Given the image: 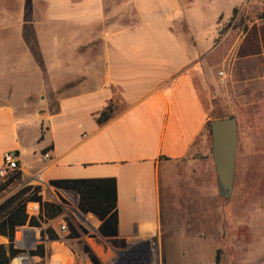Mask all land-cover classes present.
Returning a JSON list of instances; mask_svg holds the SVG:
<instances>
[{
  "label": "crops",
  "instance_id": "0c3cea01",
  "mask_svg": "<svg viewBox=\"0 0 264 264\" xmlns=\"http://www.w3.org/2000/svg\"><path fill=\"white\" fill-rule=\"evenodd\" d=\"M259 3L264 7V0ZM240 5V0H23V18L12 23L22 32L14 38L6 33L10 79L17 73L37 74L31 80L37 82L43 106L25 108L28 101L10 96L15 84L5 77L0 81V166L3 153L14 150L23 185L33 184L42 168L48 180L115 178V238L125 243L157 238L174 217H189L193 208L203 215L207 201L220 194L207 129L212 115L196 79L205 75L207 55L222 48V26L230 22L232 31L239 19L233 10ZM261 13L221 58L224 84L218 72L208 78L218 99L230 107L231 114L220 117L235 116L238 122L236 116H264ZM9 25L7 19L0 30ZM35 26L54 31L36 36L30 32ZM35 37L37 46L31 44ZM16 41L24 43L18 52ZM15 57H27V62L34 57V65L15 64ZM107 107L108 119L98 122ZM42 151L50 159L43 161ZM77 204L78 195L76 208L55 203L59 214L36 216L38 226H17L13 247L23 252L8 264L18 259L20 264H60L59 223L70 222L78 233L101 224ZM231 209L235 231L239 221L233 203ZM252 219L247 224L250 249L261 243L250 231ZM8 243L0 238V244ZM40 243L43 256H25ZM254 262L249 258L248 264Z\"/></svg>",
  "mask_w": 264,
  "mask_h": 264
},
{
  "label": "rangeland",
  "instance_id": "374dc122",
  "mask_svg": "<svg viewBox=\"0 0 264 264\" xmlns=\"http://www.w3.org/2000/svg\"><path fill=\"white\" fill-rule=\"evenodd\" d=\"M22 1L0 0V28L3 24L6 25L7 19L10 24L9 29L0 30V81L5 77L6 81L13 82L15 87L10 88V96L13 99L23 98L28 101L25 108L34 110L35 107L43 106L40 104L37 82L35 79V82L31 80L32 77L34 78L33 75L37 74L30 73L29 77L28 74L17 73L14 79H10V40L7 39L6 33L14 38V34L18 35L22 32L21 26L12 24L23 18ZM228 1L223 0L224 3ZM259 1L262 2V0H240L242 7L239 11L237 8L236 12L239 19L232 22V31L230 22L222 26L221 33L224 36L222 48L213 50L207 55L205 75L196 79L200 95L212 119L231 113L230 107L218 99L208 78L212 75L217 77V72L224 69L225 66L220 64L221 58L228 53L227 50L236 36L245 31L247 24L263 16L261 11L264 7ZM219 3L220 1L218 5ZM218 8L215 6L214 11L216 12ZM31 31L37 36L41 32H53L54 28L35 26L31 27ZM31 44L37 46V37L31 41ZM23 46L24 43L16 41L14 49L18 52ZM14 60L15 64L34 65V57L30 58V62L26 61L27 57H15ZM224 81L219 80V83L224 84ZM16 85L20 88L18 89ZM236 117L238 145L233 196L228 199L218 196L217 199L206 200L208 208L205 213L203 211V215L199 216L198 209L193 208L189 217L183 213L174 217L172 223L167 225L161 234L157 233V238L150 236L144 241L125 243L123 246L102 236L99 226L95 230L91 227L81 228L78 238L70 239L69 235L61 237L63 245L56 250L57 256L62 259L60 264H248L249 258L255 261L254 264H264V116ZM10 176L9 174L7 178H0V204L28 186L23 185L19 179L6 183ZM62 194L67 199L63 201L64 208L75 207L77 194L66 189ZM232 203L234 220L239 221V227L235 231L232 230ZM250 215H253L252 226L249 225V228L254 241H261L259 246L253 249L248 247L249 242H252L247 225ZM70 226V222H67L69 233ZM1 237L4 236L0 234ZM25 256H29V251ZM92 257L97 263L92 261Z\"/></svg>",
  "mask_w": 264,
  "mask_h": 264
},
{
  "label": "trees",
  "instance_id": "16d2710c",
  "mask_svg": "<svg viewBox=\"0 0 264 264\" xmlns=\"http://www.w3.org/2000/svg\"><path fill=\"white\" fill-rule=\"evenodd\" d=\"M237 8L233 10V16L236 14ZM107 109H104L97 117L98 122H103L108 119ZM216 118H221L215 117ZM210 134L209 124L207 126ZM44 150V149H43ZM21 175L20 171L12 174L6 183H11L18 179ZM51 183L60 189L72 190L78 195V209L83 212H91L100 221L99 232L107 238H115L117 232V208H116V180L113 177L106 178H80V179H53ZM27 201H38L41 203L42 213L46 218L54 217L61 212L59 206L41 201L38 195V187L25 186L17 194L9 197L0 204V234L6 235L9 240L7 246L0 244V264H8L9 259L22 253L23 250L13 247L14 231L17 226L28 223L31 226H38V221L34 217H29L25 212V204ZM46 232L50 237H55L50 229ZM43 235V232H41ZM78 232L70 226L69 237H77ZM87 250V249H86ZM89 251V250H87ZM30 255H44V246L40 243L32 250H29ZM2 258H4L2 260ZM20 259L18 263L20 264ZM92 261L97 263L95 258Z\"/></svg>",
  "mask_w": 264,
  "mask_h": 264
},
{
  "label": "water",
  "instance_id": "95a60500",
  "mask_svg": "<svg viewBox=\"0 0 264 264\" xmlns=\"http://www.w3.org/2000/svg\"><path fill=\"white\" fill-rule=\"evenodd\" d=\"M211 137V154L218 192L228 199L233 191L235 156L238 145L237 120L233 116L212 119L208 122ZM6 237V235H2Z\"/></svg>",
  "mask_w": 264,
  "mask_h": 264
},
{
  "label": "built area",
  "instance_id": "2783aa9c",
  "mask_svg": "<svg viewBox=\"0 0 264 264\" xmlns=\"http://www.w3.org/2000/svg\"><path fill=\"white\" fill-rule=\"evenodd\" d=\"M219 80L224 81L223 71L218 72ZM41 159L47 161L50 159L49 152L42 151ZM18 155L14 150H7L2 155V164L0 166V178H7L8 175H12L19 171ZM44 168L40 169L32 178L31 186L38 187V195L41 197V201L51 204H60L65 206L63 201H67L66 197L62 194L63 190L54 186L50 180L44 176ZM62 199V200H61ZM25 212L29 217H36L42 214L41 203L38 201H27L25 204ZM58 229L63 233V236L69 235V229L66 222L62 221L58 225Z\"/></svg>",
  "mask_w": 264,
  "mask_h": 264
},
{
  "label": "flooded vegetation",
  "instance_id": "af4514ba",
  "mask_svg": "<svg viewBox=\"0 0 264 264\" xmlns=\"http://www.w3.org/2000/svg\"><path fill=\"white\" fill-rule=\"evenodd\" d=\"M115 244L119 245V246H123L125 244L124 240H120L117 238H110Z\"/></svg>",
  "mask_w": 264,
  "mask_h": 264
}]
</instances>
